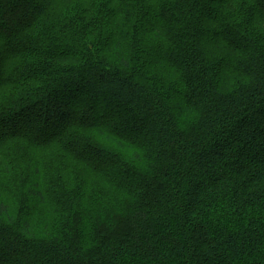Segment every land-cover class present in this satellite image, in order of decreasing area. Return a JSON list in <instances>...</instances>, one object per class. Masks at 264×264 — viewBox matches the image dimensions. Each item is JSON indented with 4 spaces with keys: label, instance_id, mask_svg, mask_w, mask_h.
Masks as SVG:
<instances>
[{
    "label": "trees",
    "instance_id": "1",
    "mask_svg": "<svg viewBox=\"0 0 264 264\" xmlns=\"http://www.w3.org/2000/svg\"><path fill=\"white\" fill-rule=\"evenodd\" d=\"M0 264H264V0H0Z\"/></svg>",
    "mask_w": 264,
    "mask_h": 264
},
{
    "label": "rangeland",
    "instance_id": "2",
    "mask_svg": "<svg viewBox=\"0 0 264 264\" xmlns=\"http://www.w3.org/2000/svg\"><path fill=\"white\" fill-rule=\"evenodd\" d=\"M101 116L104 117V116L102 115V112H101Z\"/></svg>",
    "mask_w": 264,
    "mask_h": 264
}]
</instances>
